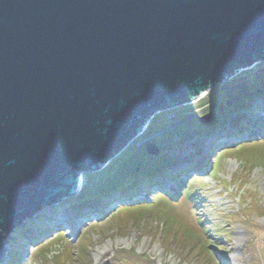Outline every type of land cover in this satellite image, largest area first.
Returning a JSON list of instances; mask_svg holds the SVG:
<instances>
[{"label":"water","instance_id":"95a60500","mask_svg":"<svg viewBox=\"0 0 264 264\" xmlns=\"http://www.w3.org/2000/svg\"><path fill=\"white\" fill-rule=\"evenodd\" d=\"M257 61L264 0H0V264L79 172Z\"/></svg>","mask_w":264,"mask_h":264},{"label":"rangeland","instance_id":"374dc122","mask_svg":"<svg viewBox=\"0 0 264 264\" xmlns=\"http://www.w3.org/2000/svg\"><path fill=\"white\" fill-rule=\"evenodd\" d=\"M200 95L19 223L1 264H264V61Z\"/></svg>","mask_w":264,"mask_h":264},{"label":"trees","instance_id":"16d2710c","mask_svg":"<svg viewBox=\"0 0 264 264\" xmlns=\"http://www.w3.org/2000/svg\"><path fill=\"white\" fill-rule=\"evenodd\" d=\"M207 93H208V92H207ZM243 107H244V106H241L240 108L243 109ZM148 125H149V124H148ZM239 146H241V145H239ZM132 209H141V207H139L138 205H135V206H133V207H131V206H130V207H120L117 211H122V210H132ZM117 211H116V212H117ZM60 235H61V234L59 233V234L55 235L53 238H51V239L45 241L44 243H41V244L39 245V247L36 248V250L39 249L40 247L44 246V245L49 244V242L52 241L53 239H55V237H58V238H59ZM210 248H211V247H210ZM212 248H213V247H212Z\"/></svg>","mask_w":264,"mask_h":264},{"label":"bare ground","instance_id":"6f19581e","mask_svg":"<svg viewBox=\"0 0 264 264\" xmlns=\"http://www.w3.org/2000/svg\"><path fill=\"white\" fill-rule=\"evenodd\" d=\"M202 95H204V94H202ZM200 97H202V96H200ZM257 110H259V109H257ZM251 114H252V113H251ZM155 115H156V114H155ZM146 129H147V128H145V129L143 130V132H144ZM143 132H142V133H143ZM223 144H228V143H227V141L223 140ZM228 145H229V144H228ZM226 148H227V147H226ZM103 164H105V163H103ZM102 166H103V165H102ZM102 166H101V167H102ZM99 169H100V168H99ZM83 173H84V172H79L78 175H77V176H78V178H77V179H78V183H77V188H76V190L78 189V187H80V186L83 185V179H82V177H83ZM164 182H165V184H167V185L170 184V183H168V181H164V180H163V183H164ZM148 189H149V188H148ZM57 220H59V219L57 218Z\"/></svg>","mask_w":264,"mask_h":264},{"label":"clouds","instance_id":"9594fccd","mask_svg":"<svg viewBox=\"0 0 264 264\" xmlns=\"http://www.w3.org/2000/svg\"><path fill=\"white\" fill-rule=\"evenodd\" d=\"M243 71V70H242ZM208 92V91H207ZM207 92H203V93H201V95L200 94H198V95H200V96H202L203 97V95L202 94H204V95H206L207 94ZM195 100V99H194ZM160 112V111H159Z\"/></svg>","mask_w":264,"mask_h":264}]
</instances>
